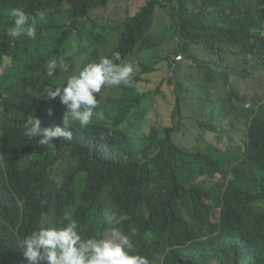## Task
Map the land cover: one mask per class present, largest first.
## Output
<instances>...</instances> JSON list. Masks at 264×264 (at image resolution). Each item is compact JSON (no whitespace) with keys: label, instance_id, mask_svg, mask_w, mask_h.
I'll list each match as a JSON object with an SVG mask.
<instances>
[{"label":"trees","instance_id":"obj_1","mask_svg":"<svg viewBox=\"0 0 264 264\" xmlns=\"http://www.w3.org/2000/svg\"><path fill=\"white\" fill-rule=\"evenodd\" d=\"M128 2L0 0V264L28 262L20 242L43 218L110 238L105 207L128 215L115 233L135 228L134 253L149 264H264V102L246 107L233 87L236 77H264V0H149L135 13ZM159 7L178 38L164 57ZM13 8L36 17L35 40L7 35ZM107 8L113 25L94 17ZM125 47H135L133 72L102 88L87 127L70 120L73 139L43 148L25 134L29 115L63 126L66 106L43 97L45 88ZM180 54L190 74L173 65ZM61 57L68 71L48 77L46 62ZM163 63L176 95L170 126L152 122L158 92L141 89ZM217 81L227 96L216 97ZM209 135L230 149L209 147ZM187 136L192 147L179 143Z\"/></svg>","mask_w":264,"mask_h":264},{"label":"clouds","instance_id":"obj_2","mask_svg":"<svg viewBox=\"0 0 264 264\" xmlns=\"http://www.w3.org/2000/svg\"><path fill=\"white\" fill-rule=\"evenodd\" d=\"M9 15L13 19L7 32L9 37L18 39L26 36L32 40L37 38L35 16L19 8L11 9ZM39 18L44 19L43 12L39 13ZM135 57V47L132 51L126 47L119 49L110 57L101 56L98 62L88 63L78 69L61 86L45 88L43 97H47L49 101L59 98L60 103L66 106L63 126L44 127L40 118L29 115L24 125L25 134L35 138L42 148L53 145L54 138L72 140L73 131L69 128V121H78L80 127H87L99 106L97 95L102 94L104 87L119 88L122 83H127L133 72L134 65L131 60ZM179 57L182 58L177 60L179 62L173 60L174 66L183 62L181 54ZM45 68L47 76L51 78L58 68L67 72L69 65L62 57L52 58L46 62ZM48 114L53 115L51 108ZM221 213L222 210L219 211L220 218ZM100 215L102 222L113 233L117 231L115 225L129 219L127 214H117L110 207H105ZM82 231L74 220L61 226L52 225L51 221L43 218L37 228L21 240L20 248L28 264H149L146 257L134 253L132 236L136 235L135 228L130 229L129 234H120L115 238L107 235L86 238Z\"/></svg>","mask_w":264,"mask_h":264},{"label":"rangeland","instance_id":"obj_3","mask_svg":"<svg viewBox=\"0 0 264 264\" xmlns=\"http://www.w3.org/2000/svg\"><path fill=\"white\" fill-rule=\"evenodd\" d=\"M149 0H129L128 7L131 9L132 13H135L140 6L146 4ZM98 16L100 18V22L102 25L104 24H114L115 17L110 14V8L107 9H100L94 12V17ZM119 21V20H118ZM156 28L160 30V33L163 34L166 32V35L163 37V46H162V54L161 56L164 57V53L166 49L169 51H173L176 49V43L178 42L177 36L174 37V33L176 32V27L173 25L172 17L169 15L168 10L162 9L161 7L158 8L157 12V25ZM158 35L157 32H155ZM117 38L112 39V44L115 45L117 43ZM121 39V38H119ZM174 41L176 43H174ZM171 42V43H170ZM170 43V44H169ZM169 44V45H168ZM175 44V45H174ZM183 62L181 63L183 67L186 69L182 71V74L185 72L190 74V65L193 63L185 62L184 56ZM177 57L171 58V60L177 61ZM195 65V64H194ZM243 65L241 62L240 66ZM160 73L155 75L147 76V79L150 80V83L141 85V89L144 92H158L156 97V103L154 104L153 108L151 109L150 117L154 124H161L170 126L172 124V113L173 108L176 101V95L174 93L173 87L167 83V81L173 76L172 71L168 70L167 63H163L160 67ZM238 72V71H237ZM3 73V70H0V75ZM174 78V77H173ZM233 87L241 93L242 97L245 100V106L249 107L251 105L256 106L264 101V77H260L259 75L255 74L251 79H244L241 80L239 78L233 79ZM215 90L217 93L216 97H225L228 94V90L224 88L223 83L221 81H217L216 84L213 86L212 91ZM197 106V103H195ZM188 121V120H186ZM190 122V121H189ZM25 123L20 122V126L24 127ZM244 128V125L241 126ZM25 128V127H24ZM209 139L211 143L209 147L212 148H224L226 150L230 149L229 141L222 142L218 137L214 135H209ZM180 144L186 147H192L194 144V138L187 136L180 138ZM233 155L237 156L238 151L236 149L232 150ZM220 221V214L216 213L214 215V222L218 223ZM120 234L114 233L110 235V238L118 237ZM28 264V262H25Z\"/></svg>","mask_w":264,"mask_h":264},{"label":"built area","instance_id":"obj_4","mask_svg":"<svg viewBox=\"0 0 264 264\" xmlns=\"http://www.w3.org/2000/svg\"><path fill=\"white\" fill-rule=\"evenodd\" d=\"M180 59H182V58L181 57L177 58V60H180Z\"/></svg>","mask_w":264,"mask_h":264}]
</instances>
